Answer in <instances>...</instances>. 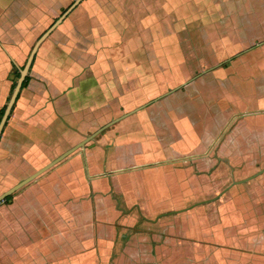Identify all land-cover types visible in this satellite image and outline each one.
<instances>
[{"label": "crops", "instance_id": "crops-1", "mask_svg": "<svg viewBox=\"0 0 264 264\" xmlns=\"http://www.w3.org/2000/svg\"><path fill=\"white\" fill-rule=\"evenodd\" d=\"M227 1L214 14L205 0H151L116 23L72 10L41 42L0 135V193L94 135L0 201V264H97L109 224L137 221L150 228L123 245L127 264H264V0ZM48 3L0 0V109L9 41ZM194 30L215 65L189 58L200 68L187 80L178 47ZM248 185L254 214L171 223L219 194L234 205Z\"/></svg>", "mask_w": 264, "mask_h": 264}, {"label": "rangeland", "instance_id": "rangeland-1", "mask_svg": "<svg viewBox=\"0 0 264 264\" xmlns=\"http://www.w3.org/2000/svg\"><path fill=\"white\" fill-rule=\"evenodd\" d=\"M73 0H49L48 3V10L46 13H44L43 16H41V18H39V23L36 24L32 30H29L25 35V30H21V35L20 36V40H17L16 42L14 41H9V44H11L12 46H10L9 50L11 52V56L13 57L14 60V64L15 69L17 70L19 67H21L23 65V63L25 62V59L33 45V43L35 42V40L42 34V32L63 12V10L72 2ZM151 0H82L77 6L76 8H74L73 10L75 12H78L79 14H82V16L84 15H88V14H92V12L95 10L97 11V13H101L104 12V14L108 15L107 17L109 18H113V16L111 17L112 13H114V22H120L122 19V16L119 14L120 12V8H127L130 7V9L135 10V7L137 5H141V7H145L148 6V2ZM216 2H218V4L220 3V5L223 6H228V1L227 0H205V5L208 7V3L210 4L209 9L211 11H213L214 14L218 13V7L216 6ZM201 3H198V5H200ZM194 6V5H193ZM45 12V11H44ZM200 16V15H198ZM68 17V16H67ZM66 17V18H67ZM130 17H134V20L129 19V22H136L135 17L136 14L135 13H131L128 16ZM211 18V15L209 16ZM65 18V19H66ZM195 16L192 17V20L195 21ZM181 17L180 16H176V20L178 22H180ZM1 34H3L0 31ZM7 33H11V32H7ZM193 33V34H192ZM198 32H196L195 30L193 32L189 31V42L188 40L186 41H182L183 43L181 44V47L178 49H180V54H181V59L178 65H180V68H182L183 70L187 71L185 72L187 74V80H189L190 78L194 77L197 75L198 73V69L200 68L198 66V68L190 66V64L188 63L189 61H187L189 58H196V63L197 64H201V61H205L204 63H202L205 67H211L212 65H215V63L213 64L210 61H207V59H205V57H203L201 54V50H200V42H202L203 40V36H201L200 32L199 35H197ZM196 34V35H195ZM117 35H119V33H117ZM182 36L183 38H185V32L182 31ZM214 36V35H213ZM200 37L202 38V40L200 39ZM115 40H118V37H114ZM8 42V41H7ZM191 45H190V44ZM233 49L235 50L236 47H232L230 51H233ZM193 50V52H192ZM240 50V49H239ZM237 51V50H236ZM191 54V55H190ZM185 55L187 56L185 58ZM227 56V55H226ZM186 61V62H185ZM164 67H166L164 65V63H162ZM186 64H187V68H186ZM192 65V64H191ZM15 69L11 75L12 77V87L10 89V91L12 90L14 83L16 81L17 76L15 75ZM167 69V68H166ZM186 80V81H187ZM4 108V107H3ZM197 172V171H195ZM219 189H222V185H219ZM250 187L249 185L246 187L241 188L240 190H238L237 194H240L242 196L245 197V199L243 200H238V198H236V203L233 205L232 202V196L230 195L231 199H229V195L227 196H221L220 194L223 192H220V194L218 196H215L214 198L207 200L205 203V205H203V208H199L197 210H193L191 212L188 211L187 214H184L183 218H170V220L172 221L171 223L173 225L178 226L177 228H179V226L181 224H194L196 221L197 225H199L198 222L203 221L204 218H208V220H210V224L213 223L212 225H216L217 224V220L222 216V215H229V216H236V215H241L243 216H247L248 214H254V206L251 205V201L249 199V195L250 193ZM225 191V190H224ZM215 193V191H213ZM213 193V194H214ZM211 195V193L209 194V196ZM200 196V195H199ZM235 198V197H234ZM238 205V206H237ZM195 207H198L195 206ZM262 215H264V206L262 207ZM203 217H202V216ZM110 226L108 227L110 231H112V234L110 235V232H106V235H108L107 237L104 238H99L96 244V258H95V262L97 264H127L126 259H124L122 257V253H124L123 251V245L128 243L131 244L130 241L136 240L133 239L132 237L130 238V236H132L131 233H133V231L135 230H146L147 228H150L147 224H144L142 222H138L134 223L133 225H131L130 228H126L124 226H122L119 223H112L109 224ZM207 225V223H204L202 226H200L201 228H205ZM232 225V224H231ZM152 226V225H150ZM105 227V225H104ZM153 227V226H152ZM164 228H166V226L163 225ZM264 228V227H263ZM154 229V227H153ZM237 228L233 229L232 231V235L236 234L237 236L239 235V233H236ZM126 232L128 233L125 237L124 240L122 239V233ZM92 241V239H91ZM128 243V244H129ZM140 243L136 242L133 246H138ZM91 250V249H89ZM152 255H154V252H152ZM71 260H73L74 263L76 264H93L94 262V256H88L87 254L84 253H80L78 255H70ZM183 258H187V256H181ZM216 261V259L214 260Z\"/></svg>", "mask_w": 264, "mask_h": 264}, {"label": "water", "instance_id": "water-1", "mask_svg": "<svg viewBox=\"0 0 264 264\" xmlns=\"http://www.w3.org/2000/svg\"><path fill=\"white\" fill-rule=\"evenodd\" d=\"M82 0H73L64 10L63 12L42 32V34L35 40V42L33 43L26 59L25 62L23 63V65L21 67L18 68V76L16 78V81L14 83V86L11 90V93L8 97V100L4 106L3 112L0 116V135L2 133L3 127L9 117V114L14 106V103L19 95L20 90L22 89V84L25 80V77L27 76L32 62L34 60L36 51L39 47V45L41 44V42L52 32V30H54V28H56V26L58 24H60L64 18L67 17V15L81 2ZM94 134L87 136L84 140L78 142L77 144H75L74 146H72L71 148L67 149L66 151H64L62 154H60L59 156L53 158L52 160H50L49 162H47L46 164H44L43 166H41L40 168H38L37 170H35L34 172H32L31 174H29L28 176L22 178L21 180H19L17 183H15L14 185L10 186L9 188H7L6 190H4L3 192L0 193V201L3 200L6 196H8L9 194H11L12 192H14L15 190H17L18 188H20L22 185H24L25 183H27L28 181H30L31 179H33L34 177H36L37 175H39L41 172L45 171L46 169H48L50 166H52L53 164H55L56 162H58L59 160H61L62 158H64L66 155H68L70 152H72L74 149L80 147L82 148L84 146V143L86 141H88ZM246 179V178H245ZM243 179V180H245ZM243 180H235L232 183H238L241 182Z\"/></svg>", "mask_w": 264, "mask_h": 264}, {"label": "trees", "instance_id": "trees-1", "mask_svg": "<svg viewBox=\"0 0 264 264\" xmlns=\"http://www.w3.org/2000/svg\"><path fill=\"white\" fill-rule=\"evenodd\" d=\"M12 64H13V66L15 67V64H14L13 60H12ZM15 75L18 76V69L15 70ZM29 79H30V75L27 74V76L25 77V80H24V82H23V84H22V87L25 86V85H27ZM3 109H4L3 107L0 109V116H1V114H2V112H3ZM10 198H11V195H8V196H6V197L3 199V201H8Z\"/></svg>", "mask_w": 264, "mask_h": 264}]
</instances>
